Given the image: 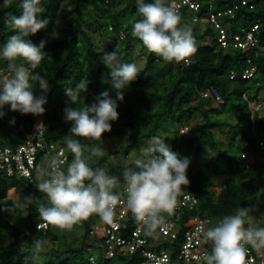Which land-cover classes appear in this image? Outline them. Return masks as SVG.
Segmentation results:
<instances>
[{"label": "trees", "instance_id": "trees-1", "mask_svg": "<svg viewBox=\"0 0 264 264\" xmlns=\"http://www.w3.org/2000/svg\"><path fill=\"white\" fill-rule=\"evenodd\" d=\"M196 1L200 3V12L188 10L187 7L179 12L182 22L190 24L196 40V52L190 57V64L166 62L148 52L143 71L130 88L124 90V99L117 100L118 120L112 124V130L102 136L117 135L128 139L129 143L122 151L115 152L124 157L114 161L109 154H104L89 161L90 166L105 167L109 174L119 176L122 181L123 167L134 161V158L130 160L127 157L131 154L136 158L142 155V146L147 147L152 136L165 139L174 152L180 145L179 137L186 136L181 143L186 151L183 157L189 158L192 148L199 156L204 151L215 154L210 164L197 170H187L190 185L184 194L195 195L199 204L197 210L182 212L176 244L184 240V224L197 214L209 217L214 222L223 215L233 214L238 207L255 208L264 215V163L250 171L242 157L244 154L249 157L252 152L264 156V118L253 122L248 104L243 100L245 93L253 100L264 90V57L256 56L258 48L243 52L223 47L218 41L219 30L209 23L200 27L201 20L194 22L196 17L205 19L209 10V0ZM70 5L74 6L69 8ZM214 5L217 10L224 9L232 6V1L215 0ZM45 7L42 18L48 20L47 26L26 39L37 46L41 41L45 42L43 51L47 57L40 68L33 70V74L39 72L49 81L50 90L47 93H43L38 84L34 89L35 95H46V113L39 117L21 115L12 112L10 106L6 105V115L0 118V137L12 146L24 143L35 121L44 118L45 139L59 143L66 149L68 165L74 157L64 142L66 136H71V122L66 121L64 109L69 106L76 108L78 105L67 102L64 88L84 81L88 84V90L81 95L89 106L98 103L96 98L104 91L115 99L109 69L102 57L105 53L116 52L122 45L127 53L132 50V43L145 48L141 41L131 35L133 22L141 17L137 13L136 0H48ZM21 11L18 0H13L10 8H0V48L10 35L15 34L5 27L6 14L12 12L19 16ZM60 18L65 22L60 36L55 37ZM223 23L227 32L241 36L257 25V37L264 44V0H248L246 6L240 4L234 18H226ZM120 33H124L123 39ZM101 38L108 41V45L101 44L98 41ZM247 59L258 68L254 78L248 80L242 78V71L248 66ZM7 65L8 61L0 58V73L11 74ZM232 71L236 73L233 80L230 79ZM210 88H215L222 96V105L216 106L211 100L202 99L201 93ZM223 115L229 116V119L235 118L234 122L228 118L222 120ZM13 118L15 124L10 125L9 121ZM196 119H202L200 126L191 127L188 134L182 135L181 129ZM224 129L231 138L221 142L215 130L224 132ZM74 138L85 146L86 154L98 143ZM219 177L223 180H219ZM38 182V179L30 182L0 172V230L10 231L13 239L8 246H0V264H91L84 251V243L97 215L91 216L71 232L55 228L57 231L52 234L49 230L47 236L52 234L51 238L58 246L48 251L33 254V249L22 247L23 239L36 237L37 224L42 222L36 205L47 204L46 196L36 186ZM217 188L220 189L218 192ZM10 192L15 193L14 198L8 197ZM25 196L34 198L32 207L4 211L12 207L18 198ZM21 223L23 227H20ZM258 227H264V217ZM120 262L140 264V259L118 257L107 260L100 257L96 264Z\"/></svg>", "mask_w": 264, "mask_h": 264}, {"label": "clouds", "instance_id": "clouds-1", "mask_svg": "<svg viewBox=\"0 0 264 264\" xmlns=\"http://www.w3.org/2000/svg\"><path fill=\"white\" fill-rule=\"evenodd\" d=\"M47 3L48 0H18L21 14H6L5 27L15 34L10 35L0 48V58L8 61L11 73L0 83V118L6 115V105L21 115L39 117L46 113V95H35L34 89L38 84L40 90L47 93L49 81L39 72L33 74L47 57L43 51L45 42L41 41L37 46L26 38L47 26L48 20L42 18ZM12 4L13 0H2L0 8L7 9ZM136 8L141 19L133 22L131 35L141 41L149 53L166 62L190 63V57L196 52V40L191 26L182 22L178 10L168 6L165 0H136ZM102 61L109 69L116 98H110L109 92L104 91L96 98L98 103L89 106L81 95L88 90L84 81L64 88L67 102L78 105L64 109L66 121L71 122V136H66L64 142L74 158L66 170L54 159L49 171L37 169L39 182L36 186L46 196L47 204L36 205V211L42 222L62 232H71L93 215L110 222L115 206L123 197L127 209L144 227L145 234L157 235V229L165 223V214L174 213L178 198L190 185L187 176L190 159L172 151L165 139L152 136L148 146L141 150L142 155L123 167L122 181L119 176L109 174L105 167L90 166L89 161L103 157L106 152L100 144L103 134L112 130L111 122L119 118L117 100L124 99V90L130 88L140 75L135 63L123 62L115 51L105 53ZM9 123L14 125L15 119ZM74 137L98 143L86 154L85 146ZM251 166L247 170L256 169L253 164ZM33 202L32 196L20 197L4 211L29 208ZM251 211L247 207H238L233 214L223 215L215 222L208 221L212 226L203 229L202 235L205 242H210L211 253L203 256L204 264H248V246L264 249V227L252 225ZM44 243L43 236L34 237L31 242L33 254L44 251Z\"/></svg>", "mask_w": 264, "mask_h": 264}, {"label": "built area", "instance_id": "built-area-1", "mask_svg": "<svg viewBox=\"0 0 264 264\" xmlns=\"http://www.w3.org/2000/svg\"><path fill=\"white\" fill-rule=\"evenodd\" d=\"M215 0H209V10L205 19L194 18V22L205 20L220 31L218 41L223 47L237 49L243 52L258 48L256 56L264 57V44L257 37L259 27L252 26L244 36L227 32L223 23L226 18L233 19L235 12L240 7L248 5V0H231L232 6L224 9H216ZM168 6L180 12L185 7L188 10L200 12V3L196 0H166ZM124 33H120L123 39ZM229 39V41H228ZM190 63L186 64L189 65ZM248 66L242 71L243 79H253L257 66L252 65L247 59ZM236 78V73H230V79ZM2 83V82H0ZM259 85V84H257ZM204 100H211L217 106L224 103L222 96L215 88H210L201 93ZM243 100L248 104L251 120L264 118V90L250 100L249 94L243 95ZM42 124V125H41ZM191 125L181 129L186 133ZM44 123H35L32 132L24 143L16 146L6 144L0 137V172L8 177H17L34 182L37 179V169L45 172L50 170L53 159L66 170L68 154L59 143L48 141L44 137ZM263 145V144H262ZM246 160V168L250 169L252 163L247 155L242 156ZM198 198L185 193L178 198V205L172 215L165 214V223L157 229V235H146L144 227L139 224L131 212L127 209L124 198L114 208V215L110 222L103 221L99 216L94 221L87 239L84 243V251L91 264H96L100 257L110 260L118 257L140 259V264H204L203 256L211 253L210 242H205L202 230L211 227L209 217L199 214L193 216L184 224V240L176 244L179 238L180 220L183 211L197 210ZM214 222V221H213ZM40 225V229H38ZM55 227L44 222L37 224V234L47 236L49 230ZM98 253V254H97ZM248 264H264V249L256 250L248 246L246 257Z\"/></svg>", "mask_w": 264, "mask_h": 264}, {"label": "rangeland", "instance_id": "rangeland-1", "mask_svg": "<svg viewBox=\"0 0 264 264\" xmlns=\"http://www.w3.org/2000/svg\"><path fill=\"white\" fill-rule=\"evenodd\" d=\"M166 2V0H165ZM74 5H70L69 8H72ZM95 14V13H93ZM65 21L60 18L58 26L55 30L54 36L58 37L60 36V32L61 29L63 27V23ZM185 23V22H184ZM206 23L205 20H201V26L204 25ZM188 25H190L189 23H187ZM98 41L101 42V44L103 45H108L105 39L101 40L99 39ZM132 50H130L128 53L125 51V48L122 46H120V48L116 49L117 54L122 58L123 62L126 61L127 63H135L137 65V67L140 69V73L143 71L144 67H145V63H146V56L148 54V51L145 48H142L140 45H138L137 43H132ZM0 74H2V80L6 79L8 76H10L11 74H6L4 72H1ZM228 120L231 122H234V119H229V116H222V120ZM44 119L43 118H39L36 120V123H43ZM112 124L114 122H111ZM202 123V119H196L194 121L191 122V126L194 128L196 126H200V124ZM225 131L222 132L221 130H215L216 136L218 138L219 141L224 142L226 141L228 138L230 139L231 137H229L228 134H226L225 132H227L226 129H224ZM188 133L182 134V135H186ZM194 134H196V132H194ZM186 136L183 137H179V147H177V151L176 153H179L181 157H183L185 155V147L183 144H181ZM103 143L100 144L101 147H104L106 152L105 154H109L110 155V159L111 160H121L124 156L122 155H117L115 154L116 151H122V148H124L128 143V139H126L123 136H117V135H112V136H106L102 138ZM146 146H142V148H145ZM215 156V154H211V153H207L206 151H204V153H202V156H199L196 154V150L195 148H192L191 153L189 154V159H190V165L189 168L197 170L199 168H201L202 166H204L205 164H210L211 162V157ZM132 159L135 160L136 156H134L133 154H131L130 156L127 157V159ZM43 171L45 172V167H43ZM223 180V178L219 177V180ZM223 187V186H221ZM217 192L220 190L219 188L216 189ZM9 198H14L15 197V193L10 192ZM251 219H252V225L253 226H260L262 221H263V213L255 208H252V214H251ZM20 227H23V223H21ZM55 231H57V229H51V231H49L50 233H55ZM48 236H43L41 234H38L36 237H44V251H48L50 248L53 247H57L58 245L54 243V240L51 238L52 234ZM79 234H81L79 232ZM33 238L30 240H26L23 239L22 242V247L23 248H32L31 242H32ZM13 241L12 236L10 235V231H4V230H0V246L4 247V246H8L9 244H11V242ZM98 254V253H97ZM119 264H123L122 262H120Z\"/></svg>", "mask_w": 264, "mask_h": 264}, {"label": "crops", "instance_id": "crops-1", "mask_svg": "<svg viewBox=\"0 0 264 264\" xmlns=\"http://www.w3.org/2000/svg\"><path fill=\"white\" fill-rule=\"evenodd\" d=\"M250 160L255 168H258L261 166L262 163H264V156L260 155L258 153H251L250 154Z\"/></svg>", "mask_w": 264, "mask_h": 264}]
</instances>
